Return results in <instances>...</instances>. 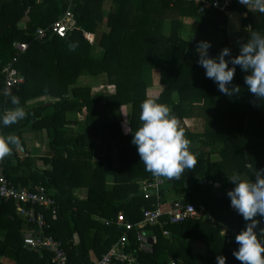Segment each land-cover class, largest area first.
<instances>
[{
	"label": "trees",
	"instance_id": "trees-1",
	"mask_svg": "<svg viewBox=\"0 0 264 264\" xmlns=\"http://www.w3.org/2000/svg\"><path fill=\"white\" fill-rule=\"evenodd\" d=\"M66 8L65 0H5L0 4V91L4 87L1 71L16 55L14 44L28 43L13 64L24 80L10 92L20 98L28 115L21 125L20 120L0 129L20 140L11 155L2 159L8 179L26 189L44 186L57 206L55 219L49 211L37 209L45 214L48 234L62 242L70 264H95L119 235L114 226L117 214L123 212L135 222L142 209L152 205V199L140 193V184L154 176L140 161L131 142L132 131L126 134L123 126L135 131L141 125V103L152 97L147 92L149 85L158 82L162 90L155 97L170 107L186 138L199 143L190 148L197 158L195 167L186 169L179 179L162 177L161 192L191 202L198 210L203 208L214 223L187 217L165 225L169 236L157 225L148 227L155 236L149 250H139L133 237L130 248L138 264H169L171 260L217 264L220 255L226 257V264H241L233 255L238 244L227 243L220 231L235 228L239 233L245 227L244 219L231 207L230 197H212L215 192L228 196L234 187L228 174L240 173L254 181L253 172L264 169V105L247 90V73L240 66H236L232 83L241 91L232 97L220 93L199 65L196 45L207 40L210 56H218L224 47L236 56L252 32H264V13L251 11L239 0L231 5L237 13L233 17L214 7L198 11L188 0H73L77 28L61 37L53 32L52 24ZM187 19L193 20L191 39L182 34ZM236 21L241 24L236 26ZM102 22L107 30L89 43L83 32L95 33ZM38 29H48L42 40L35 38ZM69 44L76 46L70 49ZM95 47L101 49L98 58L92 55ZM83 72L105 77L116 92L91 94L90 86L76 83ZM40 96L57 100L28 104ZM121 105L129 106L130 113L123 109L117 115ZM7 107H14L11 96L5 100L1 94L0 115ZM186 117L204 121L202 134L188 131ZM22 128L46 130L47 154L35 159L17 155V151L26 152ZM205 145H220L221 159L211 161L210 152L202 151ZM39 163L51 168H41ZM217 178H221L220 186L214 185ZM79 188L87 189L84 198L76 194ZM257 219L263 227L264 217ZM106 220L112 223L106 225ZM27 227L16 214V204L0 199V264H54L47 252L24 245ZM190 240L202 243L205 251L193 249Z\"/></svg>",
	"mask_w": 264,
	"mask_h": 264
},
{
	"label": "clouds",
	"instance_id": "clouds-1",
	"mask_svg": "<svg viewBox=\"0 0 264 264\" xmlns=\"http://www.w3.org/2000/svg\"><path fill=\"white\" fill-rule=\"evenodd\" d=\"M251 11L264 13V0H239ZM250 5H254L250 7ZM192 38V37H191ZM190 38V39H191ZM75 44H69L70 49ZM211 42L201 40L196 45L199 52L198 63L205 69V75L216 83L220 93L232 97L241 87L233 85L236 66L247 73L244 77L247 90L260 100H264V32L254 31L248 40L241 44L239 54L232 56L230 49L224 47L218 56L208 53ZM228 57V59H225ZM231 64V66H230ZM11 96L14 106L0 115V129L9 127L25 119L28 115L17 95ZM139 119L141 125L132 131V144L137 147L140 161L154 177L179 179L186 169H192L197 163L196 156L190 150V140L186 138L179 120L170 107L158 101L155 96L146 97L141 103ZM19 138L15 134L0 131V160L11 155L13 146H18ZM256 179L240 173L228 174V180L234 187L227 191L230 204L245 220V227L236 235L238 249L233 255L241 264H264V227H260L257 217H264V169H256ZM217 264H226V257L218 256Z\"/></svg>",
	"mask_w": 264,
	"mask_h": 264
},
{
	"label": "built area",
	"instance_id": "built-area-1",
	"mask_svg": "<svg viewBox=\"0 0 264 264\" xmlns=\"http://www.w3.org/2000/svg\"><path fill=\"white\" fill-rule=\"evenodd\" d=\"M191 1L198 9L202 11L207 8H217L221 12L236 16L231 10V5L236 0H188ZM67 8L64 14L52 24V30L58 36H67L68 31L76 29V23L71 8L73 0H65ZM254 8V5H250ZM242 16H246L243 12ZM48 29H38L35 38L42 40L47 36ZM28 47L27 42H17L14 44L16 55L13 60L7 63L1 73L3 75L4 87L1 94L6 100L9 95L5 92H11L12 88L23 82L24 77L14 67L17 56L24 52ZM162 177H154L152 180H144L140 184V193L146 199H152L150 208L142 209V216L139 220L132 222L126 218L123 212H119L114 221V226L119 232L116 240L111 244L109 249L96 260L95 264H138V258L135 252L130 248L131 237L138 243V249L148 251L155 238L152 226H159L164 236H169L170 232L165 229V225L177 224L187 217L209 219L212 223L214 220L207 214L203 208L196 209L191 202L180 198L169 199L161 192L163 185ZM0 199L4 201H13L16 204V214L28 223L27 230L23 234V242L26 247L32 250H42L51 256V262L54 264H70L67 260L63 244L60 240L48 234L49 225L46 222L44 211H49L55 219L57 216V206L55 200L50 197L44 186L38 184L33 189L24 188L14 185L7 177L2 160H0ZM26 205V207L24 206ZM112 222L106 220L105 224L110 225ZM263 226L264 219L261 220ZM227 243L235 242L238 234L235 229L220 231ZM169 264H176L171 260Z\"/></svg>",
	"mask_w": 264,
	"mask_h": 264
},
{
	"label": "crops",
	"instance_id": "crops-1",
	"mask_svg": "<svg viewBox=\"0 0 264 264\" xmlns=\"http://www.w3.org/2000/svg\"><path fill=\"white\" fill-rule=\"evenodd\" d=\"M184 22H185V24H184L185 27L182 31V34L185 38L190 39L193 36V34L190 31L189 27L191 26L193 20L187 19V20H184ZM235 23H236V26L241 24L239 21H236ZM105 27H106L105 23L102 22L100 24V27L99 28L97 27V30L95 31V33H89V32L84 31L83 32L84 37L88 40L89 43H94V42H96V40H99L102 31L104 29L107 30ZM234 37H236V36H234ZM100 51H101L100 48L95 47L92 50V55L94 57L98 58L101 54ZM97 78H99V79H97ZM76 83L79 86L80 85L90 86L91 94H96L97 92L100 91V92H104V93L109 94V95H113L116 92V88H115L114 84L112 82L106 81L105 77H102L101 75L100 76H91L88 73L83 72L78 77V81ZM150 88H152V85H149V87L147 88L148 95L153 96L149 93ZM0 93H1V91H0ZM41 99H44L43 103H44V105H46L49 102H53L55 97H53V96H46V97L40 96V97L35 98V99H30L27 102H28V104H32V103H34L38 100H41ZM49 99H51V100H49ZM260 102L262 103V105H264V100H260ZM28 107H30V106H28ZM10 108H12V107L5 108L4 113L7 110H9ZM117 109H118L117 115H118V113L123 114V109L125 110V113H127V112H128V114L130 113V108L127 105H124V106L121 105V107H119V108L117 107ZM24 122H25V119L21 120L20 125ZM190 122H191V128L190 129H193L192 132L202 134V132L204 131L203 129H201L203 122H201L200 120L195 121L194 119H190ZM185 127L188 129V131H190L189 125L188 126L185 125ZM203 128H204V126H203ZM123 129H125L124 126H123ZM21 139L24 143L26 152L24 153V152L17 151L18 152L17 155L19 157L28 155L29 157L35 159V158L43 157L44 154H47L48 149H49V143H48L47 132L45 129H43V128L42 129L22 128ZM197 143L198 142H190V148L194 147L193 149H195L194 144H197ZM196 146H198V145H196ZM216 147L220 148L219 146H215L214 148H216ZM201 148H202V151H203V149H204V151H206V150H208V148H213V146L212 145H210V146L205 145V146H201ZM216 155H219V154L216 153ZM39 167L44 168V169H47V168L50 169L51 168L50 164H48V163H43V165H40V163H39ZM201 180H203V179H201ZM201 180H200V182H201ZM204 180H206V179H204ZM209 182H211V181H209ZM206 183H207V180H206ZM75 192L78 196H80L81 198H84L87 194V189L86 188H79V189H76ZM166 196L171 197L172 195L167 193ZM189 243L191 244L193 249L198 250L199 252L205 251V246L202 243L194 241V240H190Z\"/></svg>",
	"mask_w": 264,
	"mask_h": 264
},
{
	"label": "rangeland",
	"instance_id": "rangeland-1",
	"mask_svg": "<svg viewBox=\"0 0 264 264\" xmlns=\"http://www.w3.org/2000/svg\"><path fill=\"white\" fill-rule=\"evenodd\" d=\"M3 1H5V0H0V4L3 2ZM97 79H99V78H97ZM152 88H150L149 89V93L151 94V95H153V96H157V95H159V93L161 92V90H162V86L161 85H159V83L158 82H155L154 84L152 83ZM49 100H51V99H49ZM54 100H56V99H54ZM50 103V102H49ZM185 125L186 126H188L189 125V130L190 131H193V129H190L191 128V122H190V118H185ZM203 126H204V121H203V125H202V127H201V129H203L204 130V128H203ZM199 143H197V144H194L195 146L196 145H198ZM220 148H218V147H216V148H214L215 146H213V148H208V150H206V151H209L210 152V160L211 161H216V160H220L221 158H220V156L219 155H216V153H219V150L221 149V146L220 145H218ZM231 175V174H230ZM247 177V176H246ZM219 179H221V178H217L216 179V182L214 183V185H216V186H220V183L221 182H218V180ZM214 187V186H213ZM213 191H215V189L213 190ZM167 198H169V199H173L174 197L173 196H167ZM213 200L214 199H223V200H226V199H229V197L228 196H226V194L225 193H220V192H215L214 194H213ZM227 202V201H226ZM226 202L225 201H223V203L224 204H226ZM209 216H210V214H209ZM260 220V219H259ZM244 222H245V220H244ZM245 225H246V222H245ZM244 225V226H245ZM263 227H264V224H263ZM233 229H235V228H233ZM63 230H65V228H63ZM94 257V256H93Z\"/></svg>",
	"mask_w": 264,
	"mask_h": 264
},
{
	"label": "water",
	"instance_id": "water-1",
	"mask_svg": "<svg viewBox=\"0 0 264 264\" xmlns=\"http://www.w3.org/2000/svg\"><path fill=\"white\" fill-rule=\"evenodd\" d=\"M201 182L206 183V180L203 179V180H201ZM78 240H79V234H78V232H75L74 233V242L77 243Z\"/></svg>",
	"mask_w": 264,
	"mask_h": 264
}]
</instances>
